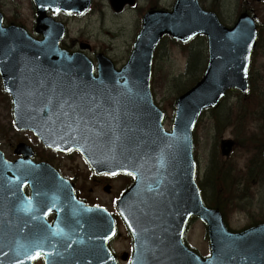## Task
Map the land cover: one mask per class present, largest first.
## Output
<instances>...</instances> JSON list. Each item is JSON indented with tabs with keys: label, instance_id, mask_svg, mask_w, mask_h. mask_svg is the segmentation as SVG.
<instances>
[{
	"label": "water",
	"instance_id": "water-1",
	"mask_svg": "<svg viewBox=\"0 0 264 264\" xmlns=\"http://www.w3.org/2000/svg\"><path fill=\"white\" fill-rule=\"evenodd\" d=\"M34 1L41 42L23 29L4 28L0 14V70L9 78L6 90L14 98L16 124L34 131L53 149H77L99 173L137 175L136 185L118 202L134 239L131 264H264V224L232 233L222 214L204 204L196 183L193 144L205 110L215 108L230 89L249 92L256 19L242 13L228 28L215 13L203 10L199 0H177L171 12L150 11L144 16L121 71L99 56L100 77L95 78L89 59L60 48L64 26L46 17L48 9L57 14L55 7L82 15L91 1ZM110 4L120 13L135 0ZM166 35L181 43L205 36L209 49L202 80L176 103L172 133L163 130V114L151 94L154 52ZM233 146L223 142V154L229 155ZM17 153L26 154L22 149ZM7 173L23 202L13 211L9 203L6 209L0 204V264H34L39 256L46 264H118L108 247L116 227L107 211L77 201L70 184L47 165L26 160L11 164L2 156L0 181ZM51 212L57 213L54 224L46 221ZM192 216L207 226V259L183 244ZM66 219L76 220L67 231L62 228ZM166 237L173 238V245Z\"/></svg>",
	"mask_w": 264,
	"mask_h": 264
},
{
	"label": "rangeland",
	"instance_id": "rangeland-1",
	"mask_svg": "<svg viewBox=\"0 0 264 264\" xmlns=\"http://www.w3.org/2000/svg\"><path fill=\"white\" fill-rule=\"evenodd\" d=\"M175 1L159 0L157 3L167 10L173 7ZM199 1L204 10L214 11L221 22L227 26H233L243 11L248 10L256 16L259 25L262 26L261 51L256 55L255 67L252 68L253 70L251 69V90L264 98V3H256L254 0ZM94 2V7L84 17L62 15L58 19L68 27V38L65 44L74 52L79 51L81 45L90 46V50L86 54L94 63L96 55L102 53L111 58L118 68H121L127 63L140 31L142 21L140 11H146L149 5L156 6V3L153 0H138L135 8H128L123 14L117 15L112 11L108 0H94ZM30 4V0H0V6L5 16L10 19H14L13 16L17 17L15 20L19 19L25 25L27 24L28 29L32 32L35 17ZM74 40L80 42L73 44ZM196 52H198L199 68L197 67L187 74L186 69L190 58ZM207 59L208 49L205 38L192 42L186 50L168 38L164 39L158 47L152 70L151 88L155 103L164 109L168 115V129L173 115L171 104L178 98L179 92L183 88L197 77L196 81L200 80L204 73V70L201 72V68L207 64ZM251 95L250 93L249 96L251 97ZM242 98L238 93L228 94L217 108L203 114L194 133L195 158L199 166L198 182L202 187L204 200L209 205L215 201H220L229 228L233 231H241L254 224L264 222V173H261L260 158L254 155V152L249 156L238 143L246 142V138H249L253 133H257L258 138L264 140V109L259 115H246L243 112L235 114L234 107ZM213 115H219L226 121L227 125L222 131L213 128ZM12 121L9 100L7 97H0V131L2 132L0 146L8 159H12L13 149L17 143L28 142L32 145L29 140L36 143L32 134L19 133L13 127ZM224 140L237 142V146L228 157H224L220 151L221 142ZM37 149L38 160L48 161L52 164L55 162L63 163L65 167L74 168L72 173L77 172L79 176L83 197L114 212L115 197L129 185L127 178L121 177L110 182L109 185L113 186L114 194L109 195L111 194V187L109 192L104 190L109 185L102 184V187H96V184L91 183L89 171L80 158H74V161L63 160L62 156L54 157L50 151L43 150L41 147H37ZM215 153L222 157L224 165L226 162H230L233 166L240 167V172L243 175L240 198L233 199L237 193V185L232 178L227 186V192L230 196H222V198L214 197L213 190L208 188V183H205L207 180L205 178L206 172ZM251 160L253 161V168L250 170ZM62 171L66 172L67 170L63 168ZM69 178H72L71 174ZM238 204H241V207ZM188 241L200 255L207 257L210 254L207 230L199 220H194L191 223ZM114 248L119 257L124 253H131L130 238L123 227L120 228V238ZM120 263L123 264L122 261Z\"/></svg>",
	"mask_w": 264,
	"mask_h": 264
},
{
	"label": "trees",
	"instance_id": "trees-1",
	"mask_svg": "<svg viewBox=\"0 0 264 264\" xmlns=\"http://www.w3.org/2000/svg\"><path fill=\"white\" fill-rule=\"evenodd\" d=\"M185 50L187 48H184ZM261 49V45L259 47ZM258 49V50H259ZM198 52H196L193 56H191L190 61L188 63L186 72L187 74L190 73L191 70L199 68V63L197 59ZM195 81V79L193 80ZM252 87V85H251ZM185 92L184 88L179 92L183 93ZM252 95L251 97L249 95L242 96L243 98L238 100L237 105L234 107V113L240 114L243 112V114L246 115H259L262 113L264 109V98L262 95L257 94L254 90H251L250 92ZM212 125L213 128L217 131H222L226 124V121L222 119L219 115H213L212 116ZM243 132V129H242ZM241 149L249 154H252L254 152V155L260 158V167H261V173H264V158H263V152H264V140L258 138L257 133H253L249 138H246V142H238ZM251 148V149H250ZM253 168V161L251 160L249 169L251 170ZM241 169L238 167L233 166L232 163L226 162L224 165V161L222 157L218 153H215L209 167L206 172L205 178L206 184L208 183V188L212 189L214 192V197H220L222 196H230L228 194L227 186L230 183V179H234L237 193L234 195L233 199L241 197V184L243 180V175L240 172ZM238 196V197H237ZM238 200V199H237ZM232 201V200H230ZM212 208H216L223 212L222 210V204L220 201H215L210 205Z\"/></svg>",
	"mask_w": 264,
	"mask_h": 264
},
{
	"label": "flooded vegetation",
	"instance_id": "flooded-vegetation-1",
	"mask_svg": "<svg viewBox=\"0 0 264 264\" xmlns=\"http://www.w3.org/2000/svg\"><path fill=\"white\" fill-rule=\"evenodd\" d=\"M2 83H1V78H0V87H1ZM0 97H2V94H0ZM12 108V107H11ZM1 137V136H0ZM31 143H32V147L33 149L35 150V148H37V144L38 142L36 141V143H34L33 141L29 140ZM35 147V148H34ZM52 152L53 156L54 157H58V156H62L64 159L63 160H72L74 161V158L78 159L80 158V160H82L83 164L85 167H87L88 171H89V175H90V178H91V183H94L96 184V187H101L102 184H105V185H109L110 182H113V181H116L120 178V176H117L115 178H111L107 175H97L96 173H94L87 165V163L85 162V160L81 157V155L77 152H72V153H69V154H62V153H56V152H53V151H50ZM19 157L17 155H15L14 151H13V156H12V161H15L17 160ZM58 159V158H57ZM59 160V159H58ZM59 162V161H58ZM61 174H63V176L66 177V175L69 177L70 174L72 175V178L70 179V181L72 182L74 188H75V191H76V194L78 195L79 198H81V196L83 195V191L80 189L81 186L79 184V176L77 175V172L75 173H72L74 168H71L70 166H64L63 163H54L52 164ZM63 168H65L67 171L64 172L62 171ZM66 173V174H64ZM123 177V176H122ZM128 182H129V186H132L135 182V177L134 176H128ZM111 188H112V192L111 194L109 195H112L114 194L113 192V186L109 185ZM116 199L119 198V194L115 197ZM114 218H115V221L118 225H120V223L122 222L121 221V218L117 215V214H114ZM53 219V218H52ZM51 219V220H52ZM120 234V233H119ZM120 236L118 235L117 238L114 240V242H112L111 246L114 248V245H116V242L119 240ZM130 243H131V246H132V239L130 237ZM117 254V253H115ZM125 255V254H124ZM119 259H122V256H118L116 255Z\"/></svg>",
	"mask_w": 264,
	"mask_h": 264
},
{
	"label": "snow or ice",
	"instance_id": "snow-or-ice-1",
	"mask_svg": "<svg viewBox=\"0 0 264 264\" xmlns=\"http://www.w3.org/2000/svg\"><path fill=\"white\" fill-rule=\"evenodd\" d=\"M53 10H54V12H56V13H59V12L61 11V9H60L59 7H55Z\"/></svg>",
	"mask_w": 264,
	"mask_h": 264
}]
</instances>
